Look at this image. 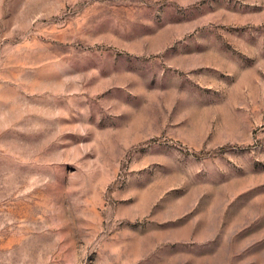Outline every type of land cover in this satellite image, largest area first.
Returning <instances> with one entry per match:
<instances>
[{
  "label": "rangeland",
  "instance_id": "obj_1",
  "mask_svg": "<svg viewBox=\"0 0 264 264\" xmlns=\"http://www.w3.org/2000/svg\"><path fill=\"white\" fill-rule=\"evenodd\" d=\"M0 264H264V0H0Z\"/></svg>",
  "mask_w": 264,
  "mask_h": 264
}]
</instances>
